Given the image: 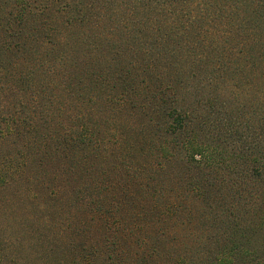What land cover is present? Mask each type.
Returning <instances> with one entry per match:
<instances>
[{"label":"trees","instance_id":"obj_1","mask_svg":"<svg viewBox=\"0 0 264 264\" xmlns=\"http://www.w3.org/2000/svg\"><path fill=\"white\" fill-rule=\"evenodd\" d=\"M138 1L0 0V188L45 214L31 264H264V136L197 76L223 39L194 29L216 20Z\"/></svg>","mask_w":264,"mask_h":264},{"label":"rangeland","instance_id":"obj_2","mask_svg":"<svg viewBox=\"0 0 264 264\" xmlns=\"http://www.w3.org/2000/svg\"><path fill=\"white\" fill-rule=\"evenodd\" d=\"M134 1L111 0L109 7L120 5L127 11L131 8L128 3L131 6L138 5L133 4ZM188 2L195 13L200 11L204 16L202 19L216 20L203 26L198 23L194 34L207 32L213 36H222L223 39L220 46H217L220 53L218 49H213L217 51L219 58L216 55L207 58V62L203 63L204 72L197 74L198 79L207 84L205 99L216 98L227 109H238L241 133L264 136V8L261 11L256 9V0ZM110 13L112 12L107 15L113 16ZM117 16L124 18L125 14L119 13ZM223 19L224 23L217 25ZM232 24L235 27L232 28ZM109 30L110 27L104 29L106 33ZM79 51L84 52L83 49ZM56 53L66 54L70 64H78V30L63 46L57 48ZM228 53H234V56H229ZM192 84L195 86L196 80ZM23 195H27V188L23 183L0 188V242L15 246L17 256L21 258L19 264H31L34 249H40L41 256L46 247L33 246V250L29 249V232L36 227L37 218L42 219L45 214L37 211V207L32 206Z\"/></svg>","mask_w":264,"mask_h":264}]
</instances>
